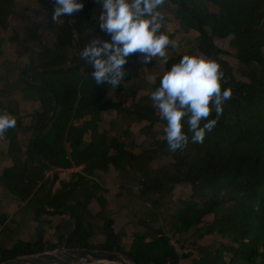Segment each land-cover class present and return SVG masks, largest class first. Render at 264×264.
Segmentation results:
<instances>
[{
  "label": "trees",
  "instance_id": "16d2710c",
  "mask_svg": "<svg viewBox=\"0 0 264 264\" xmlns=\"http://www.w3.org/2000/svg\"><path fill=\"white\" fill-rule=\"evenodd\" d=\"M38 1L48 7L51 20L52 0ZM165 1L173 5L181 29L196 37L194 47L168 48L166 70L182 55L197 50L220 64L222 88H231L216 126L203 142H192L189 132L188 143L173 152L163 136L155 135L157 124L165 123L149 98L158 84L141 80L139 53L128 56L124 81L116 89L96 84L86 59L78 64L82 41L109 38L97 26L100 6L93 0L76 12V30L70 22L72 14L59 18L54 32L33 23L37 33L43 28L48 31L50 46L43 45L20 69L13 89H0L6 98L0 99V111L14 117L19 105L12 93L27 91L40 104L30 123L17 117L15 127L0 135V186L24 202L26 210H33L36 221L44 214H63L69 218L70 228L74 217L68 248L115 250L134 264H181L186 254L179 252L166 228L158 226L161 216L154 207L138 218L140 228L127 249L112 218L101 212L97 226L87 213L95 201L101 209L107 204L100 173L110 169L118 172L120 187L138 184L139 197L153 205L158 197L182 185L191 194L179 202L171 228L177 233L195 228V235L202 238L217 235L198 247L202 254L196 264H264V0ZM14 10L15 0H0V30L11 27ZM18 38L13 30L11 39ZM216 38H229L235 57L246 67V80L227 70L222 58L225 49ZM70 47L76 49L73 55L68 54ZM145 87L149 91L140 95ZM109 110H115L117 118L105 127L102 116ZM215 115L211 112L209 118ZM134 123L142 124L138 134L131 130ZM26 135L30 138L25 143ZM3 156L11 165H3ZM156 161L164 162L155 167ZM74 165L81 170L57 184L56 175L44 204L52 180L50 167L57 170ZM14 221L15 216L2 227L0 262L54 250L66 240L65 232L58 235L57 242L44 236L14 238L11 234L17 230L10 225ZM95 227L102 236L97 242L91 241Z\"/></svg>",
  "mask_w": 264,
  "mask_h": 264
},
{
  "label": "clouds",
  "instance_id": "9594fccd",
  "mask_svg": "<svg viewBox=\"0 0 264 264\" xmlns=\"http://www.w3.org/2000/svg\"><path fill=\"white\" fill-rule=\"evenodd\" d=\"M51 22L70 16L83 8L84 0H52ZM164 0H95L100 13L97 26L109 38L93 37L80 50L79 57L91 64V78L96 84L116 89L124 81L127 58L139 53L142 63L153 57L167 62L166 49L176 42L161 31L163 16L159 11ZM88 78V77H87ZM220 64L207 56L182 55L159 78L149 94L154 109L163 120V137L170 151L183 148L189 141L202 143L204 136L217 124L222 105L231 96L223 87ZM215 112L213 118L210 113ZM16 119L0 111V135L14 128Z\"/></svg>",
  "mask_w": 264,
  "mask_h": 264
},
{
  "label": "rangeland",
  "instance_id": "374dc122",
  "mask_svg": "<svg viewBox=\"0 0 264 264\" xmlns=\"http://www.w3.org/2000/svg\"><path fill=\"white\" fill-rule=\"evenodd\" d=\"M173 5L169 6L171 8ZM209 6L216 10V6L209 3ZM15 13L10 17L11 27L7 30H0V89L6 88L7 90L13 89L17 82V75H20V69L25 67L32 56H35L36 52L42 50L43 45L50 46L51 36L48 31L43 28L37 33L33 28V23H43L50 31L54 32L55 23H52L48 17V7L40 3L38 0H15ZM174 27H176L177 38L182 39L180 47L187 49L188 47H194L196 45V37H190L189 34H184L177 20H174ZM13 30L18 32V39L12 38ZM187 38V39H186ZM176 42V41H175ZM229 38L221 39L216 38V43L223 49L225 53L222 54V58L226 62L227 70L237 79L246 80L243 72L246 70L244 63L239 61L235 57V49L230 46ZM87 41H82L85 45ZM78 46V41H76ZM195 50V49H194ZM76 52L74 47L68 48V54L73 55ZM195 54L201 55L197 50ZM143 92L148 90L142 89ZM10 96L15 98L18 102V108L15 110L17 113L15 118L20 117L23 122L30 123L34 112L40 107L39 102L31 98L27 91H18ZM0 99L5 100L6 98L0 95ZM106 126V123H103ZM139 124H135L133 128L134 134L139 132ZM164 126L157 124L155 127V135L158 137L163 136ZM132 130V129H131ZM30 136L24 137L25 143L29 140ZM141 140V138H139ZM139 149V148H138ZM137 149V150H138ZM168 160L165 159V163ZM164 161H156L153 165L160 166ZM56 170L54 173L56 175ZM53 174V171H50ZM58 181H56L57 184ZM101 184L106 189L105 196L107 198V204L103 209L100 208L98 202H93L89 211L88 216H91L98 223L102 221L100 213L104 212L107 217H110L114 221V228L116 232L121 236L123 241V248L127 249L134 232L140 228L137 224V220L143 217L147 212V209L154 207L158 210L161 221L156 226H164L171 236L172 242L175 243L179 252L186 254V257L181 261V264H196V261L200 259L199 246L201 243L214 239L217 235L209 234L205 235L204 238L195 235V228L188 232L177 233L171 228L170 222L172 216L176 210L180 207V201L186 199L191 194L190 188H185L182 185H177L171 191H168L164 196H160L156 199V204L153 205L150 201L145 198L139 197V186L138 184L129 186H121L118 177L113 174H107L102 177ZM53 215V214H52ZM16 221L12 223L13 228L18 230L23 229V236L31 239L38 238L39 235L45 237L46 240L51 242H57L59 232L67 233L69 231V218L63 214H55L49 218L48 216L41 215V219L47 218L48 220H42L38 223L34 219V211L31 209L26 210L25 208L18 212L16 215ZM13 216V217H14ZM60 220L64 223V227L61 226ZM21 223V225H20ZM60 224V226H58ZM71 227V226H70ZM95 236H92L91 241L97 242L102 238L100 229L95 227ZM1 233V230H0ZM17 232H12V236ZM18 237H21L20 233H17ZM12 238V237H11ZM16 238V237H14ZM202 238V239H200ZM60 244L58 245V247ZM55 250V249H54ZM53 251V250H51Z\"/></svg>",
  "mask_w": 264,
  "mask_h": 264
},
{
  "label": "crops",
  "instance_id": "0c3cea01",
  "mask_svg": "<svg viewBox=\"0 0 264 264\" xmlns=\"http://www.w3.org/2000/svg\"><path fill=\"white\" fill-rule=\"evenodd\" d=\"M169 6H171V4L167 1H165L163 3V5H161L159 11L162 13L163 16V20H162V27H161V31L167 33L169 35L170 40L172 41H176V47L177 48L180 46V44L182 43V39L181 38H177V33L176 31V27H174V20H177L175 18V15L173 13V11L171 10V8H169ZM178 21V20H177ZM43 24V23H41ZM44 25V24H43ZM180 27V26H179ZM181 29V27H180ZM181 31L186 35L187 33H185L182 29ZM193 36V35H192ZM190 36V37H192ZM187 39V38H186ZM168 48H173L171 45L168 46ZM168 48L166 49V56L168 57L169 54L171 53V50H168ZM194 51L191 53L193 54ZM141 55V54H140ZM164 59L162 57H153L151 59V61H149L147 64H144L141 62L140 60V76H141V80H143L144 82H146L147 84L150 85H155V84H159V78L160 76L163 74L164 71H166L165 68V63H161V60ZM146 90H148L147 87H145ZM149 91V90H148ZM147 92H143L142 90H140L139 94H146ZM103 123H106V126H108L109 122L113 121L114 119L117 118V113L115 110H109L107 113L103 114ZM136 123L132 124L131 129L133 130L134 125ZM141 127L142 124H139ZM104 126V125H103ZM139 152V150H137ZM137 152V153H138ZM3 165L8 166L11 165L10 161L8 160V157L3 156ZM116 175L118 177V172L115 171L114 169L111 170L109 172L106 173H100V175L103 176H107V174H113ZM119 180V178H118ZM26 206V204L24 202H22L18 197H16L15 195H12L10 192L5 191L1 186H0V230H2V227L5 226L6 224H8L11 221V218L16 215L18 212H20L22 209H24ZM48 216L47 218L53 216V215H46ZM47 218H39L38 223H41L42 220H48ZM50 219V218H49ZM64 222L62 220H60V224L62 227H64ZM60 224L58 226H60ZM10 225L13 227L12 223H10ZM17 233H20L22 238H29V237H24L23 236V229H20L18 227V230L15 231ZM17 233L14 234V237H18ZM62 232H59V234ZM42 236V235H39ZM38 236V237H39ZM31 239V238H29ZM36 239V238H34ZM45 239V237H44Z\"/></svg>",
  "mask_w": 264,
  "mask_h": 264
},
{
  "label": "water",
  "instance_id": "95a60500",
  "mask_svg": "<svg viewBox=\"0 0 264 264\" xmlns=\"http://www.w3.org/2000/svg\"><path fill=\"white\" fill-rule=\"evenodd\" d=\"M93 0H84V4ZM70 22L73 25V29L76 30V12L72 13ZM82 58L79 57L78 64ZM32 72L28 74V80L31 79ZM55 104V103H54ZM36 135L34 136L31 145H33ZM52 174L51 183L48 185L44 204L52 184L55 182L54 168L50 167ZM72 215L70 211H66ZM76 219L72 217V225L66 234V240L63 241L59 247L53 251H45L37 254L18 256L13 259H8L0 264H96V263H108V264H134L132 260L123 253L118 251L93 249V248H68L67 241L74 231Z\"/></svg>",
  "mask_w": 264,
  "mask_h": 264
},
{
  "label": "built area",
  "instance_id": "2783aa9c",
  "mask_svg": "<svg viewBox=\"0 0 264 264\" xmlns=\"http://www.w3.org/2000/svg\"><path fill=\"white\" fill-rule=\"evenodd\" d=\"M81 168H82L81 166L74 165L70 168H59V169H57L55 171L56 175H57V181L59 182L62 180H68L70 178L71 174L80 171Z\"/></svg>",
  "mask_w": 264,
  "mask_h": 264
}]
</instances>
